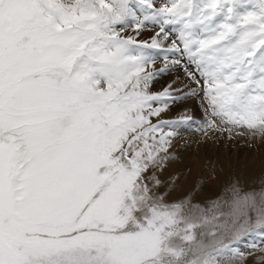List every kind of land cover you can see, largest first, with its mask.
Here are the masks:
<instances>
[{"label": "snow or ice", "instance_id": "snow-or-ice-1", "mask_svg": "<svg viewBox=\"0 0 264 264\" xmlns=\"http://www.w3.org/2000/svg\"><path fill=\"white\" fill-rule=\"evenodd\" d=\"M170 65L229 132L264 136V0H0V264H238L264 239V193L186 211L145 182L163 128L193 119L152 123L182 98L149 90Z\"/></svg>", "mask_w": 264, "mask_h": 264}, {"label": "rangeland", "instance_id": "rangeland-1", "mask_svg": "<svg viewBox=\"0 0 264 264\" xmlns=\"http://www.w3.org/2000/svg\"><path fill=\"white\" fill-rule=\"evenodd\" d=\"M150 2L152 3L153 7L159 8L163 4L168 3L169 0H150ZM137 15H140L139 10H137ZM167 28L170 32L171 38H175L176 34L171 32V26H167ZM157 31H159V26L149 23L140 31V34L137 37V39L149 40V42H150V37L152 35H154ZM123 32H124V34H128V35H133V36L136 35L131 24L125 26L123 29ZM150 34H151V36H150ZM170 42L171 41L169 40L168 43H170ZM170 58H178V57H170ZM163 65H164V60H163V56L161 54V55L156 56L154 64L152 65L150 70L159 69ZM168 74L170 77H168ZM176 81H178V83H175ZM169 85H171L172 95L173 96H181L182 98L179 100H174V101H166L168 103V107L165 110L167 113H170L168 120L177 119L183 115L190 116V117L194 118L193 117V107H191V105H189L188 101L186 103V100L188 98H190V99L194 98V101L196 102V104L198 103L197 104L198 106L194 105L195 108L202 110L204 112L203 116H201V118H200L203 120L202 123L200 120L196 121V123H194V120L192 119V121L190 123L182 124L178 127L173 126L170 128L168 126H165L163 128V131H165V132L173 131L175 133H180L179 135H181V133L182 134L187 133L191 137H194V135H196L195 137H198V138H195V137L194 138L197 141L199 140L198 142H199L200 148L203 149V154L199 158V161H198L199 169H202V172L205 174V175L203 174V178L205 177L204 178L205 180L203 179V182L201 183L203 185V187L218 188L220 186V183L216 180L217 176L215 174L216 173L215 167H218V166L219 167H224V166L231 167L233 169L232 175L235 177L238 176L236 179L240 178L242 172L238 170V167H240L241 169H247V165L245 163L246 158L253 156V159H254L257 155L264 153V146H260V143H259L260 140L257 142L256 140L249 139V141H247L248 145L246 143L235 144L234 142L231 141L230 138H228L230 136V133L233 132L232 128H231V132H229L227 130L231 126L222 125L220 122L216 121V124L218 126L216 125L215 127H210L209 122H208V118L212 117V115H211L210 110H208L209 106H208L207 100L204 97L203 90L198 89L196 95H188V96L183 95V92H188L191 88H197V86L189 81L188 77L185 74V71H184V68L182 65L181 66L170 65L168 70H166L163 73H159L158 75H156L153 78L149 87H150L151 92H161L164 90V88L168 87ZM176 89H182V91H175ZM191 104H192V102H191ZM189 108H190V110H189ZM151 120H152V123H156L157 120H165V118L163 119V118H161V116L160 117H152ZM221 125L223 127H221ZM256 135H260V134L256 133ZM200 139H202V140H200ZM184 140L186 142H183V145L187 146L186 143H188V137H185ZM242 142H244V141H242ZM206 146H207V148H206ZM212 147H218L220 149H218V150L214 149V150L209 151L210 148H212ZM234 149L237 151L238 150L243 151V154L238 155L235 158L232 157V154L230 152L234 151ZM211 167H214V169ZM153 168H156L158 171H160L162 174H164L165 177L168 175L169 170H170V168L165 169L161 165V161L157 166L149 167V169H148L149 173L154 174ZM248 168H250V166H248ZM212 172H215V173H212ZM260 172L263 173L262 171H260ZM211 175H213V176L211 177ZM169 181H172V179ZM164 185L166 187L169 186V184H166V183H164ZM155 186L157 188H155ZM259 187H261V188H259ZM153 189H152V191L156 195L159 194V196H162V194H161V192L158 189V186L156 184L154 185ZM244 193H254L257 195V199L259 200V194L264 193V182L261 184H259V183L252 184L250 187L246 188L243 191V194ZM229 197L230 196H227V197L224 196V198H220V199L216 198L215 201L216 202H222L223 200L228 199ZM209 200H210V198L204 197V200L202 203V205L204 206L203 208H207L211 205ZM164 201L166 203H169V204L175 203V201L173 199H171V201H166V200H164ZM215 201H213V202H215ZM180 204L185 205V207H190L192 205V203L189 201L188 194L184 196V199L180 202ZM198 231H200V230H197V234L199 233ZM253 244L256 245L255 248L251 247V245H253ZM239 247H240V250L245 253L244 258L242 259L244 261L241 260L242 264H247L249 259H251L250 264H252V262H253L252 257L257 256V255L259 257H261V261H264V239L262 240L260 232L253 231L251 233V235H246L241 240Z\"/></svg>", "mask_w": 264, "mask_h": 264}, {"label": "bare ground", "instance_id": "bare-ground-1", "mask_svg": "<svg viewBox=\"0 0 264 264\" xmlns=\"http://www.w3.org/2000/svg\"><path fill=\"white\" fill-rule=\"evenodd\" d=\"M168 77H170L169 74H168ZM175 83H178V81H176ZM149 90H150V87H149ZM191 99L188 98L186 100V103L188 101L189 105L193 107L194 123H196V121H199V120L202 123L203 120L200 118L201 116H203L204 112L202 110L195 108V106H198L197 105L198 103L196 104V102L194 101V98L192 100ZM169 115L170 113H167L166 110H164L160 113L159 117L161 116V118L163 119L165 118V120H168ZM211 120L220 122L219 118L214 117V116L208 118V122ZM222 125L221 127H223ZM232 131L233 132L230 133V136L228 138H230L231 141L234 142L235 144L246 143L248 145L247 141L251 139V140H256L257 142L260 140L259 141L260 146H264V136L262 135H256V133H252L248 129L242 128V127L232 128ZM179 134L180 133H176V135L169 137L168 140L170 142L167 145L166 151H162L159 153V157H161V160H160L161 165L165 169L170 168L168 175L165 177V175L162 174L160 171H158L156 168H153L154 174L149 173L148 170L144 173L145 182L148 183L151 189H153L154 185L156 184L164 200L171 201V199H173L175 203H180L184 199V196L188 194L189 201L192 203V205L190 207H185V210L195 211L196 208L204 207L202 205L204 197L210 198L209 201H210V204L212 205L214 203L213 201H215L216 198L220 199V198H224V196L231 197L230 189L233 186L237 187L243 194V191L246 188L250 187L252 184H256V183L261 184L264 182V175H263L264 174V153H261L257 155L254 159H253V156L246 158L245 163L247 165V169H241L240 167H238V170L242 172L240 178L238 179H236L238 176L235 177L232 175L233 169L231 167L229 166L215 167L216 173L215 172H212V173L216 174L217 176L216 180L220 183V186L218 188L203 187L201 183L203 182V179L205 177L203 178L204 173L202 172V169H199L198 167V161H199V158L203 154V149L200 148V145L198 142L199 140L197 141L195 139L198 137H195L196 135H194L195 138L191 137L187 133L186 134L181 133V135ZM185 137H188V143H186L187 146L183 145V142H186L184 140ZM214 149L218 150L220 148L212 147L210 148L209 151L214 150ZM230 153L232 154V157L235 158L238 155H242L243 151H239V150L237 151L234 149V151ZM248 166H250V168H248ZM211 168L214 169V167H211ZM260 171H262L263 173H261ZM213 175H211V177ZM171 179L172 181H169ZM157 181H159V183H156ZM164 183L169 184V186L167 185L168 187H166ZM155 188L157 187L155 186ZM157 195L159 196V194ZM249 217H250L251 222L254 224L257 218L256 212L249 211ZM255 232H260V230L257 229L255 230ZM250 261L251 259L248 260L247 264H250ZM252 261H253L252 264H264V261H261V257H259L258 255L252 257ZM238 264H242L241 260L238 262Z\"/></svg>", "mask_w": 264, "mask_h": 264}]
</instances>
